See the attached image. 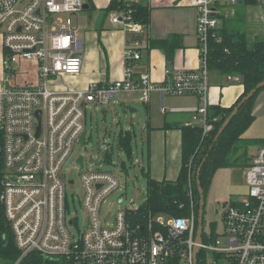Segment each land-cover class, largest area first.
Here are the masks:
<instances>
[{
	"label": "built area",
	"instance_id": "built-area-1",
	"mask_svg": "<svg viewBox=\"0 0 264 264\" xmlns=\"http://www.w3.org/2000/svg\"><path fill=\"white\" fill-rule=\"evenodd\" d=\"M117 1L118 6L110 12V22L132 35L124 52L123 77L60 91L51 89L49 82L62 76H78L83 68L85 40L75 18L83 11L86 0H0V39L4 49L0 205L16 246L22 256L34 251L71 264H199L201 250L206 253L204 264H264V143L245 170L246 194L222 207L220 230L209 226L205 236L204 227L201 242L196 240L198 215L192 182L188 185L190 203L186 215L147 212L145 221H138L134 217L139 216L140 207L127 208L115 213L114 225L103 226L102 202L121 185L112 171L103 170L81 173L87 216L84 228L78 234L72 232L76 219L67 216V183L62 170L86 129L89 103L103 106L120 93L137 91L145 103L153 91L163 97L197 96V107L173 111L191 112L186 126H199L203 137L215 130L217 120L209 105L208 66L210 38L220 24L215 3L237 0H148L150 8L178 5L197 12L199 68L167 70L168 80L162 84L154 83L149 73L136 76L133 71L132 65L141 59L146 46L142 38L150 39L147 24L135 14L142 0ZM23 62L36 63V82L18 81L19 74L24 76L29 71L22 68ZM226 78L229 82L241 81L237 75ZM118 201L122 202L123 197Z\"/></svg>",
	"mask_w": 264,
	"mask_h": 264
},
{
	"label": "crops",
	"instance_id": "crops-1",
	"mask_svg": "<svg viewBox=\"0 0 264 264\" xmlns=\"http://www.w3.org/2000/svg\"><path fill=\"white\" fill-rule=\"evenodd\" d=\"M112 1L86 0V4L89 7L84 8L75 18V22L85 40L82 71L78 76H62L51 80L49 82L51 89L60 91L78 90L86 88L92 81L106 83L123 77L126 64L124 52L127 42L132 39V35L111 24V11L108 12L107 8ZM146 3H148V0H142L141 2L143 5ZM215 6L219 10V28L231 27V24H245L244 31L248 39L249 26L252 29L254 24L257 27V33L254 34L252 42L249 41V43H254L257 39L264 41V16L260 19L257 17L259 11L264 14V2L246 6L238 0L236 3L217 1ZM196 23L197 12L192 7L178 5L151 6L150 21L147 24L150 39L142 38L143 46L144 44L146 46L149 44L147 48L144 46L145 48L142 49L141 59L132 65L135 75L149 73L154 83L162 84L168 80L167 70L198 69L199 49ZM172 35H180L183 46L175 50L172 60H168L163 48L157 46V44ZM3 56L4 49L0 39L1 72ZM22 68L29 71L24 76L19 77L18 81L33 80V82H36V63L23 62ZM209 80L210 106L221 105L229 107L244 92V85L241 81L229 82L226 75L218 71H210ZM1 86L2 81L0 88ZM122 94L123 97L119 103L125 108L124 110L132 112L131 120L137 117L138 110L135 105L141 103L146 107L145 118L141 115L138 119L142 138L147 145L146 156L143 159V163L146 162V164L139 165L140 171L143 172L146 179L149 176L155 180H175L182 166L181 127L186 126V123L190 121L192 113L175 112L173 109L197 107L199 98L197 96H168L169 98L167 99V95L163 97L160 92L153 91L150 95V101L145 103L142 101V93L140 91L133 93L123 92ZM113 109L116 111L115 107ZM253 114L255 116L253 123L242 135V138L247 141L255 138L264 139V89L256 99ZM133 121L130 122L129 126L120 125V127H117V138L120 129L134 131L136 135ZM85 131L87 130L85 129ZM261 144L255 143L248 146V148L250 146L254 147L255 151L250 155L247 148L245 170ZM119 150L124 152L121 148ZM125 155L127 156L126 153ZM88 171L91 172V170ZM235 192H238V194ZM246 192V186L241 192L232 190L224 194L222 190L219 192L220 197L217 202H223V205H226L231 200L242 198L238 197V195H243L244 197ZM233 194H237L236 199H232Z\"/></svg>",
	"mask_w": 264,
	"mask_h": 264
},
{
	"label": "trees",
	"instance_id": "trees-1",
	"mask_svg": "<svg viewBox=\"0 0 264 264\" xmlns=\"http://www.w3.org/2000/svg\"><path fill=\"white\" fill-rule=\"evenodd\" d=\"M243 5H255L257 0H238ZM118 1L113 0L107 11L115 9ZM137 18L148 24L150 21L151 8L148 5L139 4L135 12ZM231 27L217 29L214 37L210 38L209 47V70L218 71L223 75H237L241 77L244 85V92L237 101L229 106H211V115L216 117L215 130L210 135L203 137V131L199 126H182V166L178 177L175 180H155L147 176L146 198L140 205V214L134 217L135 220L145 221L144 215L147 212L154 214H166L173 216L186 215L189 206L188 185L192 182L194 198L196 202V214L199 213L200 194L197 187V170L204 158H207L200 173V183L203 193L206 196L213 183L215 174L220 168L231 167L238 163L240 156L246 155L249 145L264 143V139L244 140L243 133L253 123L254 105L259 89L251 99L247 100L237 114L232 118L229 125L215 140L216 134L224 121L237 107L244 96L247 95L256 85L264 81V41L257 39L249 43L243 24H231ZM157 46L165 51L168 60H172L175 50L183 46L180 35H172L161 40ZM134 131L120 129L118 135V146L125 151L128 158L132 157V140L135 137ZM247 156V155H246ZM106 159L110 161L111 157ZM246 164V161H245ZM125 161L122 162V166ZM205 221V220H204ZM215 230V223L210 224ZM205 239V238H204ZM206 253L199 252V264H204ZM71 264L63 258H49L37 252H30L22 256L21 250L15 243L13 231L9 226L2 206L0 205V264Z\"/></svg>",
	"mask_w": 264,
	"mask_h": 264
},
{
	"label": "rangeland",
	"instance_id": "rangeland-1",
	"mask_svg": "<svg viewBox=\"0 0 264 264\" xmlns=\"http://www.w3.org/2000/svg\"><path fill=\"white\" fill-rule=\"evenodd\" d=\"M264 14L259 11L257 17L260 19ZM245 24L242 29L245 30ZM248 42L253 40V36L257 33L256 25H252V29L249 26ZM20 71L22 72V68ZM22 77V74L18 75ZM2 81V72L0 69V85ZM167 95V99L169 98ZM123 94L113 98L110 103L100 105L96 107L89 103L86 110V135L85 145L76 143L75 148L66 160L62 170V178L67 183V216L69 218H75L76 223L71 226V230L74 234H78L79 231L84 228V221L86 220V212L83 207V188L80 181L81 173L84 171H112L120 179L121 186L119 190L110 194L102 202L100 217L102 218L103 226L114 225L115 213L118 210H125L127 208H138L143 204L146 198V183L147 180L140 171L139 165H145L143 159H145L147 152V145L142 138L140 130L139 117L141 115L145 118L146 107L139 103L135 105L137 108V117L131 120L132 112L124 110L125 108L120 105L119 101L122 99ZM135 104V103H134ZM92 105V106H91ZM115 107L116 111L113 109ZM135 124L136 135L132 143V159L125 155V151L119 150L117 127L120 125L129 126L130 122ZM143 139V140H142ZM255 151L254 147L248 148V154H252ZM84 156V168L81 169V164L78 163V158ZM106 156L111 157L110 161L106 159ZM246 155L240 156L238 163L231 167L220 168L215 174V179L210 187V190L205 199V236H208L209 226L211 223H215V228L220 230L221 227V211L223 202H217L220 197L219 192L224 191L228 193L232 190L240 191L247 187L245 179V161ZM122 161H125V165L122 166ZM234 192V191H233ZM238 194V192H235ZM237 194L232 195V199L237 198ZM123 196L124 200L119 202V198ZM238 197H243L238 195ZM238 199V198H237ZM221 241L223 240V237Z\"/></svg>",
	"mask_w": 264,
	"mask_h": 264
},
{
	"label": "water",
	"instance_id": "water-1",
	"mask_svg": "<svg viewBox=\"0 0 264 264\" xmlns=\"http://www.w3.org/2000/svg\"><path fill=\"white\" fill-rule=\"evenodd\" d=\"M88 4H84V8H88ZM264 88V81L259 82L256 87H254L249 93H247L246 96L243 97V99L240 101V103L237 105V107L233 110V112L228 116V118L224 121V123L222 124V126L219 128L215 140L219 139L220 135L223 133V131L226 129V127L229 125L230 121L232 120V118L237 114V112L239 111V108L249 99H251V97H253V95H255V93L259 90ZM38 116L40 117V112H38ZM40 134V126L38 127V132H37V136H39ZM87 135V131H84L82 136L79 139V143H81L82 145H85V138ZM84 156H80L78 159V163L81 164V169L83 170V163H84ZM207 158H204L203 162L200 164L198 170H197V187H198V191L200 194V200H199V213H198V224H197V232H196V240L198 242L202 241V234H203V229H204V220H205V195L203 193V190L201 188V183H200V173L202 170V166L204 165L205 161ZM144 229V227H142V230ZM197 254L198 251H195V257L197 258Z\"/></svg>",
	"mask_w": 264,
	"mask_h": 264
},
{
	"label": "flooded vegetation",
	"instance_id": "flooded-vegetation-1",
	"mask_svg": "<svg viewBox=\"0 0 264 264\" xmlns=\"http://www.w3.org/2000/svg\"><path fill=\"white\" fill-rule=\"evenodd\" d=\"M0 175L2 173V170H3V160H2V151H1V140H0Z\"/></svg>",
	"mask_w": 264,
	"mask_h": 264
}]
</instances>
